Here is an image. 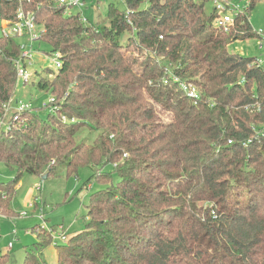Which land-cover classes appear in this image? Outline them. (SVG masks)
<instances>
[{"label": "trees", "instance_id": "obj_1", "mask_svg": "<svg viewBox=\"0 0 264 264\" xmlns=\"http://www.w3.org/2000/svg\"><path fill=\"white\" fill-rule=\"evenodd\" d=\"M260 1L236 4L224 30L211 0H123L101 25L56 0H0L2 22L30 13L38 48L59 55L50 80L35 73L30 86L74 119L61 125L48 104L41 121L34 105L20 129L0 127V164L16 172L0 182V216L19 217L11 202L24 174L90 168L85 187L95 185L80 229L54 245L39 228L23 264H47L52 242L56 264H264V73L257 58L228 52L257 38L249 13ZM19 58L16 39L0 37V126Z\"/></svg>", "mask_w": 264, "mask_h": 264}, {"label": "rangeland", "instance_id": "obj_2", "mask_svg": "<svg viewBox=\"0 0 264 264\" xmlns=\"http://www.w3.org/2000/svg\"><path fill=\"white\" fill-rule=\"evenodd\" d=\"M233 2L240 9H243L247 4V0H233ZM110 5H113L120 11L124 10L123 0H85V6L83 8H67L65 14L74 15L78 13L83 20H88L92 24L101 25L105 23L108 17ZM210 5L213 7L212 3ZM249 23L255 34L259 30L264 29V0L257 3L254 9L250 11ZM2 26L4 24L0 19V37ZM16 41L19 47L22 45L27 46L28 44L25 39H16ZM122 41L124 42L125 39L123 38ZM50 52L51 48L49 46L44 44L38 48V44H34L32 62L31 65L27 66V71L31 75L29 84L23 88L22 82H17L15 94L11 100L13 102L16 99L21 103L38 106L39 110L36 111V114L41 121H44L46 118V111L41 109L43 103L48 102L49 99H53L51 102L60 104L50 94L39 93L34 87L30 86L32 82H36L35 73H38L40 77H47L50 80L52 76H48L47 72L44 71L46 69L56 71L54 62L55 54H51ZM228 52L243 58L263 59L264 51L259 48L258 39L254 38L244 42L232 43L228 47ZM132 54H134L135 58L139 59L143 55L135 51H132ZM243 95H246V93L244 92ZM62 102H66L65 98H63ZM53 103H51V109L57 112L55 119L59 118L61 125L74 122L73 118L69 120L65 113H61V108L55 105L53 106ZM252 106L254 105L252 104ZM15 109V105L11 104L4 117V122L0 127L6 128L5 126H8L11 121V129H20L23 121L18 120L20 113L16 115ZM256 111L258 112L259 110L256 109ZM66 113L69 114L68 112ZM251 129L254 130V126H251ZM87 144H91V140ZM112 165L113 168L116 167V163H112ZM106 171L109 170L99 169L97 174L101 175ZM92 175V169L84 168L79 170L77 176L61 173L57 177H49L47 180H41L39 177L24 174L20 178L11 202L12 209L19 214V217L8 218L0 216V255L7 254V264H23L24 249L30 248L37 242L36 232L41 228L47 231L52 230L54 244L55 242L58 244L62 243L60 241L61 235H65L68 240L76 230L80 229L82 218L87 212L85 206L88 203V196L95 187L93 182L89 183V188L86 189L85 187V184ZM15 176L16 172L10 171L3 164H0L1 183L9 182ZM103 178L105 181L108 179ZM38 186H41V192L37 190ZM64 198H67L68 201L67 203L61 204ZM34 202L37 203V210L30 209L29 207V204ZM43 202L46 204H43ZM59 203L60 205H57ZM23 213H25V216L22 215ZM53 242L43 251L47 264H56ZM9 244H12L10 248Z\"/></svg>", "mask_w": 264, "mask_h": 264}, {"label": "built area", "instance_id": "obj_3", "mask_svg": "<svg viewBox=\"0 0 264 264\" xmlns=\"http://www.w3.org/2000/svg\"><path fill=\"white\" fill-rule=\"evenodd\" d=\"M214 11L217 13V19L214 22V27L227 30V28L233 24V19L239 12V7L231 0H211ZM56 5L59 7L67 8H83L85 6V0H56ZM4 26L1 28V37L3 39H25L28 43L27 46H20V58L16 63V78L17 82L25 84L29 82L31 75L27 71V66L31 65L33 56V46L38 42L41 31L35 24L34 17L30 13H25L22 10L17 11L16 20L14 22H3ZM259 41V48L264 51V29L259 30L256 34ZM56 71L60 68L59 55L55 54L54 57ZM257 66L264 73V52L263 59H257ZM55 72V71H54ZM193 92L189 93L192 96ZM53 99H49L48 102L42 104L44 107L50 105ZM12 102H9V106L5 108L8 112ZM16 113H20L31 108L29 103L15 102ZM39 186L37 190H39ZM29 207L31 205L29 204ZM25 216V213L22 214ZM61 242L66 241V236L61 235ZM12 244H9V248ZM55 245V244H54Z\"/></svg>", "mask_w": 264, "mask_h": 264}, {"label": "water", "instance_id": "obj_4", "mask_svg": "<svg viewBox=\"0 0 264 264\" xmlns=\"http://www.w3.org/2000/svg\"><path fill=\"white\" fill-rule=\"evenodd\" d=\"M46 179V176H44L43 178H42V180H45Z\"/></svg>", "mask_w": 264, "mask_h": 264}]
</instances>
